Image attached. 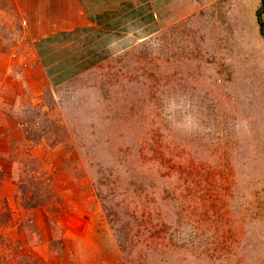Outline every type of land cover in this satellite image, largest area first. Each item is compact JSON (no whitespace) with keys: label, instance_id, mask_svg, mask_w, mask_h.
Wrapping results in <instances>:
<instances>
[{"label":"rangeland","instance_id":"1","mask_svg":"<svg viewBox=\"0 0 264 264\" xmlns=\"http://www.w3.org/2000/svg\"><path fill=\"white\" fill-rule=\"evenodd\" d=\"M260 5L169 7L65 84L12 80L0 264H264ZM26 15L0 0V51Z\"/></svg>","mask_w":264,"mask_h":264},{"label":"crops","instance_id":"2","mask_svg":"<svg viewBox=\"0 0 264 264\" xmlns=\"http://www.w3.org/2000/svg\"><path fill=\"white\" fill-rule=\"evenodd\" d=\"M14 1L18 10L27 14L30 40L26 39L24 44H29V51L28 48L11 51L8 45L0 51V103L3 100V107L0 104V123L7 124L0 127V137L3 133L7 135L5 128L13 132L21 131L13 126L19 123L20 127L21 122L12 117L11 108L5 110V95L11 92L12 80L21 82L19 85H23V89L24 82L31 80L33 92H41L45 85L65 84L83 75L107 56L109 42L118 41L110 36L122 37L129 27L155 26L157 11H165L169 7L182 12L196 11L204 3L214 0Z\"/></svg>","mask_w":264,"mask_h":264},{"label":"trees","instance_id":"3","mask_svg":"<svg viewBox=\"0 0 264 264\" xmlns=\"http://www.w3.org/2000/svg\"><path fill=\"white\" fill-rule=\"evenodd\" d=\"M263 14H264V0H261V5L258 8V10L256 11V17H257V22L259 24V31L262 34V36L264 37V18H263Z\"/></svg>","mask_w":264,"mask_h":264}]
</instances>
